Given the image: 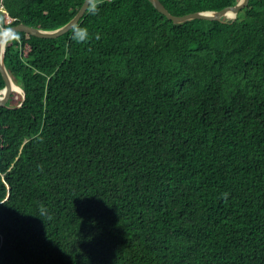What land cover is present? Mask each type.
Returning a JSON list of instances; mask_svg holds the SVG:
<instances>
[{
  "label": "trees",
  "instance_id": "16d2710c",
  "mask_svg": "<svg viewBox=\"0 0 264 264\" xmlns=\"http://www.w3.org/2000/svg\"><path fill=\"white\" fill-rule=\"evenodd\" d=\"M83 1L0 0V31ZM92 3L6 42L0 264H264V0Z\"/></svg>",
  "mask_w": 264,
  "mask_h": 264
},
{
  "label": "water",
  "instance_id": "95a60500",
  "mask_svg": "<svg viewBox=\"0 0 264 264\" xmlns=\"http://www.w3.org/2000/svg\"><path fill=\"white\" fill-rule=\"evenodd\" d=\"M91 1L92 0H84L77 13L66 24L52 30H43L40 28L25 25L23 23H18L0 31V74L4 80V87L0 89V106H7V101L12 92H19L21 95V101L17 106H21L24 100L23 89L13 81L4 63L5 46L8 38L13 37L15 32H23L41 38H56L67 32L68 30L72 29L76 25L78 20L84 15L86 10L88 9ZM148 1L158 12L163 14L167 19L171 20L173 23H183L192 19H204L220 22H227V20L230 19L231 21H233L235 20L238 12L248 4L249 0H238L236 4L224 7L220 10L195 11L184 15L171 14L160 2V0ZM14 86L17 87V89H14Z\"/></svg>",
  "mask_w": 264,
  "mask_h": 264
},
{
  "label": "clouds",
  "instance_id": "9594fccd",
  "mask_svg": "<svg viewBox=\"0 0 264 264\" xmlns=\"http://www.w3.org/2000/svg\"><path fill=\"white\" fill-rule=\"evenodd\" d=\"M99 9L97 4L95 3V0H93V3L91 4V7L89 9V12L91 15H96L98 13ZM89 37V33L87 29L77 27L73 29L72 39L77 43H84L87 41ZM98 38V37H97Z\"/></svg>",
  "mask_w": 264,
  "mask_h": 264
},
{
  "label": "built area",
  "instance_id": "2783aa9c",
  "mask_svg": "<svg viewBox=\"0 0 264 264\" xmlns=\"http://www.w3.org/2000/svg\"><path fill=\"white\" fill-rule=\"evenodd\" d=\"M0 11L6 14L5 10L3 9L2 4H0ZM6 16H7V21H10V18L8 17L7 14H6Z\"/></svg>",
  "mask_w": 264,
  "mask_h": 264
},
{
  "label": "bare ground",
  "instance_id": "6f19581e",
  "mask_svg": "<svg viewBox=\"0 0 264 264\" xmlns=\"http://www.w3.org/2000/svg\"><path fill=\"white\" fill-rule=\"evenodd\" d=\"M13 88H14V89H17V87H15V86H14ZM19 91H20V90H19Z\"/></svg>",
  "mask_w": 264,
  "mask_h": 264
},
{
  "label": "rangeland",
  "instance_id": "374dc122",
  "mask_svg": "<svg viewBox=\"0 0 264 264\" xmlns=\"http://www.w3.org/2000/svg\"><path fill=\"white\" fill-rule=\"evenodd\" d=\"M16 93L20 94L19 92H16ZM15 97H17V95Z\"/></svg>",
  "mask_w": 264,
  "mask_h": 264
}]
</instances>
